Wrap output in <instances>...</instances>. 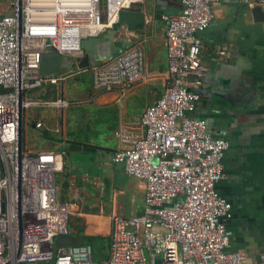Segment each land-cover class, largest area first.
<instances>
[{
    "label": "built area",
    "instance_id": "2783aa9c",
    "mask_svg": "<svg viewBox=\"0 0 264 264\" xmlns=\"http://www.w3.org/2000/svg\"><path fill=\"white\" fill-rule=\"evenodd\" d=\"M142 1L0 0V264H93L92 245L58 243L80 213L79 200L63 199L56 185L63 153L21 148L20 125L28 108L70 104L53 95L73 74H42V56L56 51L77 63L83 40L109 32L122 11ZM180 1L182 12L165 17L171 78L164 95L143 114L145 136L122 134L129 147L113 154L145 182L144 212L112 217L105 264L245 263L244 251H230L232 205L218 188L229 141L194 116L207 77L202 33L214 23V5L234 0ZM242 1L264 11V0ZM144 67L141 47L126 50L93 68L95 89L125 92Z\"/></svg>",
    "mask_w": 264,
    "mask_h": 264
},
{
    "label": "crops",
    "instance_id": "0c3cea01",
    "mask_svg": "<svg viewBox=\"0 0 264 264\" xmlns=\"http://www.w3.org/2000/svg\"><path fill=\"white\" fill-rule=\"evenodd\" d=\"M182 9L180 0H143L122 11L115 28L82 41L83 58L89 54L93 60L90 67L79 72L81 60L73 61L75 68L64 72L73 77L60 94L53 95L73 100L76 92V101L84 100L75 112L82 113L80 118L84 119L85 112L86 119L81 122L84 125L73 130L71 135L75 137L65 135L69 125L75 124L65 109L60 112L63 126L56 127V122L48 120L49 107H37L44 114L30 120L35 133L32 142L38 143L28 150L63 153V168L56 173L55 181L63 199L79 200L80 213L71 219V236L77 243H84L89 236L107 235L110 239L114 215L134 217L144 212L145 182L116 165L113 154L129 147L122 134L134 138L146 134L143 114L162 98L171 78L165 17L178 15ZM254 9L242 0L214 5V23L202 33L207 77L200 89L203 99L194 115L207 120L213 137L229 141L225 177L218 188L232 205L228 221L230 251H244V264H262L264 254V24L256 21ZM135 47L143 49L145 67L132 88L121 93L96 90L93 81L89 88L83 85L84 70L91 71L94 79V67ZM224 50L226 56L222 55ZM43 128L63 132L64 136L49 135ZM40 137L54 143H41Z\"/></svg>",
    "mask_w": 264,
    "mask_h": 264
},
{
    "label": "rangeland",
    "instance_id": "374dc122",
    "mask_svg": "<svg viewBox=\"0 0 264 264\" xmlns=\"http://www.w3.org/2000/svg\"><path fill=\"white\" fill-rule=\"evenodd\" d=\"M81 81L83 83L84 86L86 87H91L92 85V81L94 82V79H93V73L91 71H86L84 70L83 73L81 74ZM70 79H68L67 81H69ZM66 81V82H67ZM68 84H72L70 82H68ZM67 84V85H68ZM61 93V91H60ZM72 93L74 94V91H72ZM49 96H51V93L49 94ZM74 96H76L75 98L77 99V96L79 97V95L75 92ZM69 98V97H68ZM82 98V97H81ZM76 99H73V100H69L70 101V104L69 106L65 107V108H58V107H55V106H50L48 111L50 113V117H48L49 121L51 120V123H55V126L56 127H59V126H63V121H62V118L60 116V112H63L64 109L66 110L65 112H68V115L70 116L71 119H73V122L75 124H71L69 125L70 127L68 128V132L65 133L66 137H68V134H69V137L73 136L71 135L73 132V130H77L79 126L84 125L83 123H81L82 121H85L86 119V113L84 112V118H80L82 113H80L78 111V113H76V107L78 105H80V103H84V100L82 99L80 102L79 101H76ZM37 108H28L25 110V114H24V125H23V136H24V144L26 146V149H32V148H35V143H38L37 142H32V139H33V136H35V133H34V130L32 129V118H40L43 114H44V111L42 110H36ZM55 114V115H54ZM70 124L67 122V125ZM54 125V124H53ZM49 135H52L54 134V136H64L63 132L60 133V132H55V131H50L48 129H45L43 128ZM64 138V137H62ZM39 141L41 143L43 142H46V143H54V142H51L50 140L46 139V138H43V137H40L39 138ZM80 163L82 165H84V160H82L80 157L77 158ZM81 159V160H80ZM88 165H85V167L87 168ZM78 217V216H76ZM73 218V217H72ZM71 224H72V221H71ZM73 233V231H72ZM92 239V247H93V251H94V258H93V264H105L108 256H109V250H110V239H109V236L107 235H100L98 237H92V236H89L87 238H90Z\"/></svg>",
    "mask_w": 264,
    "mask_h": 264
},
{
    "label": "water",
    "instance_id": "95a60500",
    "mask_svg": "<svg viewBox=\"0 0 264 264\" xmlns=\"http://www.w3.org/2000/svg\"><path fill=\"white\" fill-rule=\"evenodd\" d=\"M253 15H254L257 22L264 24V11H262L261 8L256 7L253 10ZM85 45L86 44L84 41L83 46H85ZM125 51H123V52H125ZM123 52H121V53H123ZM121 53L116 54L114 56V58L117 57L118 55H120ZM92 61L93 60L90 58L89 54H86L85 57L80 61L79 68L80 69L89 68ZM75 66H76V64L73 62L72 58L63 56L56 51H52L50 53H45L42 56L40 72L42 74H60V73L67 72L68 70H71L72 68H75ZM23 144H24V136H23V126H22V122H21V125H20V145H21V148L23 147ZM58 243L60 245H74L77 242H76V239L74 237L69 236V237L59 239Z\"/></svg>",
    "mask_w": 264,
    "mask_h": 264
},
{
    "label": "trees",
    "instance_id": "16d2710c",
    "mask_svg": "<svg viewBox=\"0 0 264 264\" xmlns=\"http://www.w3.org/2000/svg\"><path fill=\"white\" fill-rule=\"evenodd\" d=\"M55 98V97H54ZM85 242L84 243H81V244H89V245H92V239L91 237L90 238H87L86 240H84Z\"/></svg>",
    "mask_w": 264,
    "mask_h": 264
}]
</instances>
